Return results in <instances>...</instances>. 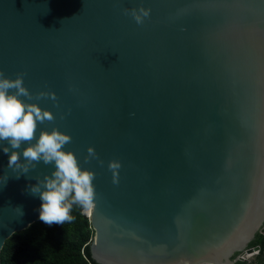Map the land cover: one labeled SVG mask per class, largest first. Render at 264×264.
Masks as SVG:
<instances>
[{
	"label": "water",
	"instance_id": "1",
	"mask_svg": "<svg viewBox=\"0 0 264 264\" xmlns=\"http://www.w3.org/2000/svg\"><path fill=\"white\" fill-rule=\"evenodd\" d=\"M0 71L23 74L31 95L20 99L54 116L15 150L27 173L7 167L0 141V253L41 222L30 188L55 162L22 153L53 129L95 174L83 214L97 263L237 264L260 252L248 246L264 226V0H0Z\"/></svg>",
	"mask_w": 264,
	"mask_h": 264
},
{
	"label": "clouds",
	"instance_id": "2",
	"mask_svg": "<svg viewBox=\"0 0 264 264\" xmlns=\"http://www.w3.org/2000/svg\"><path fill=\"white\" fill-rule=\"evenodd\" d=\"M126 14L129 10H125ZM131 16L137 24H142L143 19L150 14L149 10L143 7L130 10ZM23 74L16 79L5 78L3 71H0V141H7L9 147L2 149L5 155H8L7 167L28 172L27 166H22L19 161L22 142L32 141L37 127V122L43 123L45 120L52 121L54 116L51 112L43 110L36 104H26L20 97H30V93L23 86ZM14 92V94H13ZM41 95L51 96L54 94ZM71 142V137L53 129L51 133L41 132L35 145L24 149L22 156L27 164L43 160L45 164L55 162V171L50 177H45L43 181L38 182L30 188L33 195L38 194L41 201L39 208V219L51 226L53 224L61 225L65 221H71L70 215L72 205L78 204L85 211L93 207L95 174L89 170H82L77 163L74 153L65 152L61 149ZM10 149L12 150L11 153ZM88 157L98 159L93 148L87 149ZM85 162H89L86 157ZM101 165L103 161H100ZM113 173V182H117V172L121 165L119 162L112 161L108 165ZM17 179L20 177L17 176ZM7 176L0 179V183L6 185ZM41 188L44 190L42 191ZM22 213V209L17 208ZM84 213V211H83Z\"/></svg>",
	"mask_w": 264,
	"mask_h": 264
},
{
	"label": "trees",
	"instance_id": "3",
	"mask_svg": "<svg viewBox=\"0 0 264 264\" xmlns=\"http://www.w3.org/2000/svg\"><path fill=\"white\" fill-rule=\"evenodd\" d=\"M83 211L80 205L73 204L71 221L51 226L41 221L14 234L1 250L0 264H99L91 256L95 233ZM256 246L261 248L259 255L237 264H264V226L248 248ZM240 254L234 253L231 259H237Z\"/></svg>",
	"mask_w": 264,
	"mask_h": 264
},
{
	"label": "flooded vegetation",
	"instance_id": "4",
	"mask_svg": "<svg viewBox=\"0 0 264 264\" xmlns=\"http://www.w3.org/2000/svg\"><path fill=\"white\" fill-rule=\"evenodd\" d=\"M256 247H258V246H256ZM253 248H255V247H253ZM260 251H261V250H260ZM259 253H260V252H259ZM259 253H258V254H256V255H254V256L256 257L257 255H259ZM254 256H253V257H254Z\"/></svg>",
	"mask_w": 264,
	"mask_h": 264
},
{
	"label": "bare ground",
	"instance_id": "5",
	"mask_svg": "<svg viewBox=\"0 0 264 264\" xmlns=\"http://www.w3.org/2000/svg\"><path fill=\"white\" fill-rule=\"evenodd\" d=\"M87 212L89 213L90 211L88 210Z\"/></svg>",
	"mask_w": 264,
	"mask_h": 264
},
{
	"label": "rangeland",
	"instance_id": "6",
	"mask_svg": "<svg viewBox=\"0 0 264 264\" xmlns=\"http://www.w3.org/2000/svg\"><path fill=\"white\" fill-rule=\"evenodd\" d=\"M85 211V210H84Z\"/></svg>",
	"mask_w": 264,
	"mask_h": 264
}]
</instances>
